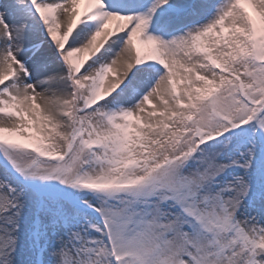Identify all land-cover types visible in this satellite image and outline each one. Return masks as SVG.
<instances>
[{"label": "snow or ice", "instance_id": "6c2138e0", "mask_svg": "<svg viewBox=\"0 0 264 264\" xmlns=\"http://www.w3.org/2000/svg\"><path fill=\"white\" fill-rule=\"evenodd\" d=\"M0 264H264V0H0Z\"/></svg>", "mask_w": 264, "mask_h": 264}]
</instances>
